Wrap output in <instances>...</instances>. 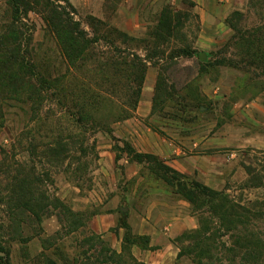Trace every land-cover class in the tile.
<instances>
[{
  "label": "rangeland",
  "instance_id": "1",
  "mask_svg": "<svg viewBox=\"0 0 264 264\" xmlns=\"http://www.w3.org/2000/svg\"><path fill=\"white\" fill-rule=\"evenodd\" d=\"M166 6L198 17L164 40ZM95 20L113 42L75 69L69 25L93 38ZM262 23L264 0H0V58L28 48L47 80L0 93V263L104 264L88 238L121 252L124 219L150 234L124 250L143 264H264V40L247 35ZM165 164L226 203L175 193Z\"/></svg>",
  "mask_w": 264,
  "mask_h": 264
},
{
  "label": "trees",
  "instance_id": "2",
  "mask_svg": "<svg viewBox=\"0 0 264 264\" xmlns=\"http://www.w3.org/2000/svg\"><path fill=\"white\" fill-rule=\"evenodd\" d=\"M191 6H194V3H192ZM182 14L183 15H181L180 12L173 9L171 6H166L159 14L157 26L153 32L155 37L158 39H164V37L171 36L178 37V34L181 33L180 29L185 27V21L183 20V18H186L191 15L193 17L195 16L196 18L198 17L197 14H193L191 11ZM227 22H229L228 19ZM95 23L96 26L94 28V31L96 35L93 38H90L88 34L79 30L76 26L69 25L67 32L69 37L72 38V40L69 44L64 46V53L70 61L71 66L75 69L78 68L79 64L77 61L80 59L79 57L83 58L86 55L83 49H86L89 44L93 42L97 43L99 41L113 42L112 36L116 33V31L106 25L103 21L95 20ZM248 33L249 32H247V35H251V37H253V33H255L256 41H259L260 45V42L264 40V23L260 24L258 28L253 29L252 32H250L249 34ZM257 34L259 36H257ZM249 36L248 38H250ZM14 48L16 49L12 51L9 56H7L6 58L2 57L3 59L0 58V93L3 95V97L6 98L16 94L19 90L25 88V85L33 87L34 84H32V80L40 78L43 80V82H47V80L44 77H41L37 72L36 65L33 63L30 57L31 51L28 48H22L20 46ZM5 49L8 50L10 48L6 47ZM181 53L183 55H190L192 51L186 48H182ZM260 53L261 52L259 50V59L261 60L262 55H260ZM132 56L133 58H131L129 61L127 60L128 64H131L133 66H138L139 64H141L139 61H137L138 57L136 54H132ZM119 57L124 58L125 56L123 54H120ZM138 92H140V90H138ZM124 144H127V142H124ZM127 147H129V154L133 157L134 160L138 162H142L145 159L153 160V158H156V155L154 154L136 151L130 144H127ZM163 167L164 169L162 170L165 174L172 173L171 181L169 180V182L176 186L174 192L182 194V197H184L191 203L196 204V201L200 195L207 196L211 198V200H213L214 202L216 201L217 204H215L219 208L226 203L227 198L220 191L211 189L206 184H202L197 180H192L189 184L188 180H182L178 177H185L184 174H181L169 165ZM15 200L19 204L20 201L18 200V197H15ZM26 206H28L29 210L33 213H38L39 209L43 208V205L41 206L39 204H35V202L33 201H31V203ZM232 208H234V205L232 206ZM239 209H244L246 211V208L242 206H239ZM254 209H256V207ZM254 213L258 212L255 210ZM11 222L18 226L21 225L19 220H16V218L11 219ZM78 224L79 221H75V225ZM121 224L125 227L121 252H118L116 249L108 246L105 241L101 238L100 234H93L88 238V240H91L90 249H93L95 240H99L102 245V250L105 252V258H102V262L104 264H143V262L135 260L132 253H124V250L128 249L130 246H133L135 244H139L140 246H142L143 243V246L148 247L150 243V236L147 234H131L129 230V225L124 219ZM125 255L127 257H125ZM0 264L11 263L6 260L1 261Z\"/></svg>",
  "mask_w": 264,
  "mask_h": 264
},
{
  "label": "crops",
  "instance_id": "3",
  "mask_svg": "<svg viewBox=\"0 0 264 264\" xmlns=\"http://www.w3.org/2000/svg\"><path fill=\"white\" fill-rule=\"evenodd\" d=\"M199 13H200V12H199ZM200 14H201V17L204 18L203 13H200ZM202 31H203V32L205 31L204 25L202 26L201 32H202ZM143 233H145V232H142V233H139V234H143ZM149 235H150V234H149ZM151 235H152V234H151ZM152 238H153V239H151V244H150L151 246H152L153 243H154V237L152 236Z\"/></svg>",
  "mask_w": 264,
  "mask_h": 264
},
{
  "label": "water",
  "instance_id": "4",
  "mask_svg": "<svg viewBox=\"0 0 264 264\" xmlns=\"http://www.w3.org/2000/svg\"><path fill=\"white\" fill-rule=\"evenodd\" d=\"M200 58H203V59L205 58V53L204 52H201L200 53ZM122 210L123 211H127V208L126 207H123Z\"/></svg>",
  "mask_w": 264,
  "mask_h": 264
}]
</instances>
